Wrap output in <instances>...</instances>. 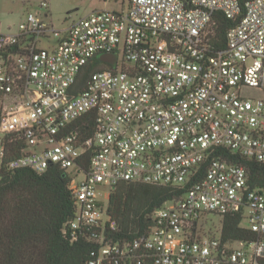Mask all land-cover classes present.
<instances>
[{
	"label": "built area",
	"instance_id": "1",
	"mask_svg": "<svg viewBox=\"0 0 264 264\" xmlns=\"http://www.w3.org/2000/svg\"><path fill=\"white\" fill-rule=\"evenodd\" d=\"M219 12L236 22L220 50L211 42ZM48 13L0 32V180L64 170L77 207L73 240L78 230L116 229L107 207L120 182L191 184L154 213L147 235L131 244L101 236L85 264H264V193L218 154L264 163V99L245 94L264 91V0H128L65 31ZM114 54L115 68L101 58ZM91 66L104 70L71 95ZM91 121L92 135L82 134ZM236 215L254 240H224L222 227L202 234L204 221Z\"/></svg>",
	"mask_w": 264,
	"mask_h": 264
},
{
	"label": "trees",
	"instance_id": "2",
	"mask_svg": "<svg viewBox=\"0 0 264 264\" xmlns=\"http://www.w3.org/2000/svg\"><path fill=\"white\" fill-rule=\"evenodd\" d=\"M212 45L218 50L226 46L228 30L236 22L223 13L215 15ZM103 67L91 66L80 74L70 94L80 93L90 75ZM93 121L81 126L80 132L93 133ZM90 128L89 133L83 132ZM220 158L243 167L248 177V187L264 193V163L245 158L226 149H220ZM89 168V162L82 167ZM205 164L194 177L200 180L206 173ZM71 178L57 167L38 174L31 170L8 172L0 180V264H85L105 242L131 244L147 235L154 227V213L166 203L180 200L191 184L162 186L140 182H120L110 192L108 214L116 224L115 230L100 228L76 231L73 240L69 223L77 212L70 189ZM241 217H226L222 222L224 240H254L248 229L242 228Z\"/></svg>",
	"mask_w": 264,
	"mask_h": 264
},
{
	"label": "rangeland",
	"instance_id": "3",
	"mask_svg": "<svg viewBox=\"0 0 264 264\" xmlns=\"http://www.w3.org/2000/svg\"><path fill=\"white\" fill-rule=\"evenodd\" d=\"M111 1V2H110ZM122 0H50L49 10L39 8L40 0H0V32L18 26L28 13L41 15L45 18L47 12L48 21L56 30L65 31L80 19L85 18L96 10H122L126 8L128 0L122 5ZM56 39L43 40L39 48L48 49L55 44ZM245 94L252 98L264 99V91L246 89ZM81 178V176H80ZM206 220L202 223V234L207 237H215L222 227L219 219ZM242 225L249 226L248 219H244Z\"/></svg>",
	"mask_w": 264,
	"mask_h": 264
},
{
	"label": "water",
	"instance_id": "4",
	"mask_svg": "<svg viewBox=\"0 0 264 264\" xmlns=\"http://www.w3.org/2000/svg\"><path fill=\"white\" fill-rule=\"evenodd\" d=\"M101 58L103 61L110 63L114 68L116 67L117 65V55L116 54L111 55V56L102 55Z\"/></svg>",
	"mask_w": 264,
	"mask_h": 264
},
{
	"label": "crops",
	"instance_id": "5",
	"mask_svg": "<svg viewBox=\"0 0 264 264\" xmlns=\"http://www.w3.org/2000/svg\"><path fill=\"white\" fill-rule=\"evenodd\" d=\"M113 1H115V0H113ZM110 2H111V1H110ZM17 27H18V26H15L14 29H13V28H9V29H8L7 31H5V32H8V31H15V30L17 29Z\"/></svg>",
	"mask_w": 264,
	"mask_h": 264
}]
</instances>
